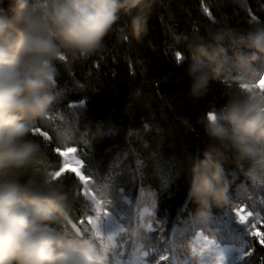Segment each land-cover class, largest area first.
I'll return each mask as SVG.
<instances>
[{
	"label": "trees",
	"instance_id": "trees-1",
	"mask_svg": "<svg viewBox=\"0 0 264 264\" xmlns=\"http://www.w3.org/2000/svg\"><path fill=\"white\" fill-rule=\"evenodd\" d=\"M13 0H0L7 10ZM130 18L118 24L124 31ZM264 26V0H155L139 38L110 33L87 59L57 62L54 103L29 139L41 145L31 171H62L64 152L75 149L99 208L71 171L59 176L68 195V219L54 227L91 238L115 264H204L210 245L237 249L238 264H264V186H253L233 163L222 161L227 198L205 209L187 195L192 160L203 159L205 114L211 115L239 79L237 52H250L244 37ZM219 37L220 39H215ZM193 38L222 46L220 77L200 99L189 95L184 52ZM216 65H212L215 67ZM198 210L205 212L199 215ZM108 215L105 231L95 222ZM248 253H251L248 255ZM206 254V253H205Z\"/></svg>",
	"mask_w": 264,
	"mask_h": 264
},
{
	"label": "clouds",
	"instance_id": "clouds-1",
	"mask_svg": "<svg viewBox=\"0 0 264 264\" xmlns=\"http://www.w3.org/2000/svg\"><path fill=\"white\" fill-rule=\"evenodd\" d=\"M155 0H13L0 10V264H104L91 238H76L54 225L68 219V195L51 169L31 171L41 145L29 139L54 103L58 61L87 59L119 31L139 38ZM130 18L124 31L118 24ZM215 39L219 40V37ZM250 52L233 59L237 73H254L264 59V26L243 38ZM193 38L182 52L189 95L200 99L220 77L226 50ZM212 65H216L212 67ZM264 80V79H262ZM261 81V80H260ZM239 79L224 104L205 114L206 150L192 160L187 195L207 209L227 198L222 161L235 165L253 186H264V90ZM199 215L206 213L198 210Z\"/></svg>",
	"mask_w": 264,
	"mask_h": 264
},
{
	"label": "rangeland",
	"instance_id": "rangeland-1",
	"mask_svg": "<svg viewBox=\"0 0 264 264\" xmlns=\"http://www.w3.org/2000/svg\"><path fill=\"white\" fill-rule=\"evenodd\" d=\"M264 79V73L261 77L260 80ZM74 150V151H73ZM64 155H62L63 158V166H62V170L64 169L65 166L67 165H72V166H81V172L83 174V177H86L83 169H82V161L81 159L78 157L76 150L75 149H68L66 151ZM68 153V155H67ZM81 176H78V178L81 180L82 184H83V191L86 195V197L88 199L93 200V202L95 203V205L98 207L99 204L96 201V199L93 196V193L90 189V185H89V180L84 179ZM99 208V207H98ZM109 223H111V219L108 215H106L105 218H103L102 221L99 222H95L94 224V228L100 231H105V228L107 227V225H109ZM210 249H212L213 251H216L215 253L213 252H208V248H203L201 249V251H203L202 253L205 255L203 258L206 259V262H204V264H238L239 263V258L241 257L240 254H238L237 249H232V248H222L220 249V247L218 245H210L209 247ZM206 253V254H205ZM114 252H111V255H105L104 256V264H115L116 260L114 259Z\"/></svg>",
	"mask_w": 264,
	"mask_h": 264
},
{
	"label": "snow or ice",
	"instance_id": "snow-or-ice-1",
	"mask_svg": "<svg viewBox=\"0 0 264 264\" xmlns=\"http://www.w3.org/2000/svg\"><path fill=\"white\" fill-rule=\"evenodd\" d=\"M262 90H264V80H261L258 85ZM74 151V150H73ZM57 152H60L61 155H64L66 152H61L60 149H57ZM68 155V153H67ZM71 171L72 173H75L77 176L83 177V174L81 172V166H72V165H67L64 167V169L58 173H56V177L59 178V176L64 175L66 172ZM84 179H87V177H83ZM255 235L261 237V243L264 244V234H261L259 232L255 233ZM251 253H248L250 255Z\"/></svg>",
	"mask_w": 264,
	"mask_h": 264
}]
</instances>
